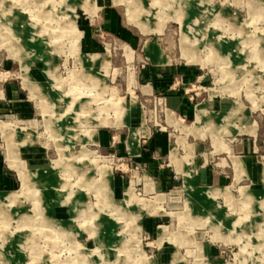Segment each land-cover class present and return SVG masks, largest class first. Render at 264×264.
<instances>
[{"label": "rangeland", "instance_id": "obj_1", "mask_svg": "<svg viewBox=\"0 0 264 264\" xmlns=\"http://www.w3.org/2000/svg\"><path fill=\"white\" fill-rule=\"evenodd\" d=\"M161 67L203 103L194 123L142 90ZM0 90V160L18 180L0 192V264H264V175L249 186L234 158L241 186L192 200L194 181L231 184L235 139L264 174V0H0ZM130 128L148 130L143 155Z\"/></svg>", "mask_w": 264, "mask_h": 264}, {"label": "crops", "instance_id": "obj_2", "mask_svg": "<svg viewBox=\"0 0 264 264\" xmlns=\"http://www.w3.org/2000/svg\"><path fill=\"white\" fill-rule=\"evenodd\" d=\"M104 25L108 26L109 30H113L116 28V18L115 15L113 13V10L111 9L108 14L105 15L104 17ZM82 45L85 49H91L94 48L95 45H97V42L95 41V39L92 38V36H87L84 40H82ZM144 48L146 51H148L149 54V50H147V43H145ZM99 54V53H97ZM101 55H105V54H101ZM158 72H154L153 74L155 75L154 77V82H151L152 85H143L142 86V90L145 92L144 88H149L150 92L151 90L154 91L155 93H158L159 95H161L164 99V101H166V103L168 104L169 107H171L172 109L176 110L178 112V114L180 116H188L194 117L193 123L196 120V107L199 104H203V103H198L197 105H195V107L193 108L192 104H191V100L193 99V96L191 95H187L185 92L183 91V89L180 88H175L173 86L169 85V82L166 81V79L168 78V75L172 74L170 68L166 69V68H158ZM155 70L157 71V68H155ZM166 72H168L169 74H166ZM182 72V71H181ZM184 75H189L190 72L187 70H184V72H182ZM4 93L5 96L7 98H9V103L10 105H15L16 107V112L18 115L22 116L23 118H26L29 121H32V110L31 108L24 103V99L21 98V92L20 89L15 86L12 82L10 83H6L3 86V89H1ZM0 90V91H1ZM146 93V92H145ZM149 94V93H147ZM0 105H4V103H0ZM9 105V104H7ZM213 112V111H211ZM214 113V112H213ZM131 114V113H130ZM129 114V118L127 120V122H134V117L132 115ZM132 131H136L138 133V136L135 138V141H131V135H132ZM148 130L146 128H144L143 130H139L137 128H130L129 130V135L126 138V150L128 152H134L135 155H143V150L141 145L139 144V138L143 135L146 134L147 135ZM117 134L113 135L112 137L114 138ZM250 135V134H249ZM258 132L256 134V136H252L250 135L253 140L257 138ZM111 135L109 134V132H101L100 137L106 141L107 139H109ZM161 140L163 139V136L159 137ZM183 140V139H182ZM252 140V141H253ZM188 143V142H187ZM251 142H247L244 140H240V139H235L231 145V150L226 151L227 153H229L228 155V159L230 162V166L233 170L232 173V181L231 184L229 185H218V186H199V187H194V182L192 183L193 186V193H195V195H193V203L197 204H202V205H209L210 203H204V199L202 198V196L198 195V191L202 190L203 188H211V187H227V186H231V185H237L241 186L240 181L238 183H236L237 177H238V171L235 165V160L234 158H239L245 165V170L247 172V177H245L244 179H250L252 182V185L249 186H255L257 187L256 184H259V186H263V175L261 172L258 174V176H253V167L252 165H254V156L248 154L249 152H252V148H251ZM161 144V143H160ZM189 145H191L190 143H188ZM31 145H26V146H21V154L25 157H28L29 161L28 162H32V160H30V155L35 154V153H39L41 155H43L42 150L41 149H31L30 148ZM192 146V145H191ZM28 147V148H27ZM174 149V148H173ZM170 151V156H171V152ZM130 150V151H129ZM20 151V148H19ZM225 151V150H224ZM187 154V151L184 155ZM29 155V156H27ZM182 155V156H184ZM26 162V161H25ZM28 164V163H27ZM30 164V163H29ZM176 166V165H175ZM177 168V166H176ZM177 170H179L177 168ZM202 175H201V180L207 181L209 180V176H214L215 178H217V176L212 173H207V170L204 168L201 170ZM184 176V175H183ZM224 180L225 178L222 177ZM243 180V179H242ZM241 180V181H242ZM261 182V183H258ZM112 183V180H111ZM132 183V182H131ZM226 183V182H224ZM185 184V182H184ZM18 185V180L17 178L10 172V169L6 166L5 163H3L0 160V192H5V191H10L13 192L15 191V189L17 188ZM131 186V184L129 185V187ZM248 186V185H247ZM112 188V186H111ZM123 188V187H122ZM121 187H117L113 190V193H117V194H122V189ZM185 188V185H184ZM172 256V255H171ZM172 264H173V256H172Z\"/></svg>", "mask_w": 264, "mask_h": 264}, {"label": "bare ground", "instance_id": "obj_3", "mask_svg": "<svg viewBox=\"0 0 264 264\" xmlns=\"http://www.w3.org/2000/svg\"><path fill=\"white\" fill-rule=\"evenodd\" d=\"M197 8V7H196ZM190 12V11H189ZM192 12V11H191ZM16 264V263H15Z\"/></svg>", "mask_w": 264, "mask_h": 264}]
</instances>
